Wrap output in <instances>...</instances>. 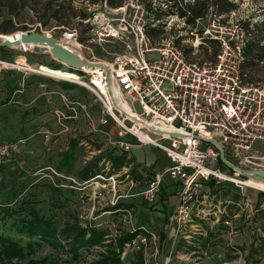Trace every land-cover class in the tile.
Returning <instances> with one entry per match:
<instances>
[{"label":"rangeland","instance_id":"obj_1","mask_svg":"<svg viewBox=\"0 0 264 264\" xmlns=\"http://www.w3.org/2000/svg\"><path fill=\"white\" fill-rule=\"evenodd\" d=\"M136 1L143 6L144 12L148 15L146 17L149 19L152 17L146 12V5H151L153 10L161 13L160 22L164 33L154 41L166 36L172 37L174 40L179 39L181 47L191 49L190 60L202 57L198 48L193 49V44L196 42V37L199 38L211 22L216 21L218 18L225 23L238 24L243 28L247 26L249 29V31L247 30L248 40L255 37L256 32L253 30L263 28L258 26L264 24V0H232L235 8L231 13L217 17L213 12H210L206 18L197 21L195 27L185 25L184 21L175 16V8L172 7V4L176 0ZM193 1L184 0V3H192ZM72 7L74 10H82L86 15L92 13V16L87 20L74 19L73 26L68 28L77 31L82 52L85 56L111 62L117 55L124 53L128 41H125V44L117 41H108L101 44L93 42L96 35L95 32H92L89 21L94 15L103 12L102 6H89L76 2ZM6 17L5 15L0 17V25ZM12 22L16 27L25 26L26 30H17L9 33L10 35L17 32H41L59 39L68 30L58 26L55 22H50L46 28L42 29L29 10H24L20 17L12 19ZM83 34L88 39L81 42L80 37ZM0 35L3 34L0 33ZM260 37H264V33ZM37 66H45L53 70L65 69L60 63L47 56H36L10 49L0 51V97L2 99L0 104L7 99L6 96L14 91L20 93L16 92V96L24 95L22 86L25 76L28 79L33 77L32 80L34 81H37L36 77L48 80V84L51 85L52 83L59 87L60 93L64 96L61 100H57L58 110L55 111L58 122L57 129L54 132L35 134L36 138L27 142L25 138L12 139L13 141L16 140L15 142H23L17 153L21 160L18 164L19 168L11 170V167L8 166L10 163L0 167V170H2L0 174V236L15 241L20 248L17 255L11 254L9 260H3V263L0 262V264H99L102 258L108 255L109 250L119 253L118 260L120 264H151L153 262L149 255L151 249L153 252H159L157 256L160 259L155 261L157 264L166 263L164 258H167L168 254H170V261L166 264H200L204 255L199 249L195 250V245H198L196 240H201L202 234L200 233L205 232L207 236L214 235L210 226V223L214 220L212 216H209V218L211 217L210 220L202 221L203 219L195 217L194 214L191 217L192 220L188 223L189 228L187 230L190 231L191 225H198L196 232H194L195 227L192 229V233H198L193 235L195 240L192 241L193 245L187 243L189 240L185 237L186 234L184 235V228L178 235V238L181 237L176 239L177 243L174 248L170 249L171 253H166L169 252V249L166 250L167 242L164 240L165 238H158V234L153 229L138 225V223H131L129 218L124 223L119 215L122 212L117 211L119 207L123 206L124 202L119 196L131 189L129 183L131 180L144 186L157 172H153L151 167L144 168L141 165H133V160L130 157L127 158V154L118 155L113 153L108 141L116 137L117 129L113 124H109L105 130H100L99 120L102 116V106L91 91L79 84L57 81L22 69V67L35 69ZM67 71L76 74L78 77L82 76L80 72L69 69ZM34 81L29 87L35 88ZM37 111L35 112L37 113ZM83 112H88L90 116L89 123H87V119L85 122L82 119L74 120L73 117L78 118ZM45 113L48 112H39L37 115ZM89 130L91 131L87 134ZM26 139H29V137ZM148 150L150 149L139 150L137 155L149 156L147 154ZM110 156L112 158L124 156L125 161L121 168L127 167L130 163L132 169L124 168L125 170L118 171L112 165L113 169L109 159ZM230 162L242 169L232 160ZM252 162L251 168L255 170L263 169L264 149L259 151L258 158ZM89 167L93 168L97 175L87 180L88 178L84 179L81 175L85 170L88 171ZM50 169L62 176L61 179L55 177ZM140 171L145 173L146 181L142 178L139 179L141 176ZM224 171L227 174L230 173L227 169ZM116 175H118L116 179L118 183L112 188V185L104 180L109 176ZM70 179L74 183L69 181ZM167 180L166 178L162 182V185L166 182L163 190H168V196H171L176 193V186L174 188V184ZM206 191L210 194L206 206L208 207L211 202L210 199H212V205L220 207L217 214L226 218L223 220V224L225 221L230 220L227 217L234 212L244 214L247 219H252L264 211V201L253 202L251 197L256 195L260 198L264 195L262 192L245 190L246 198L255 208V214L249 217L248 210L241 209L243 204L240 205V203L244 199L240 197L238 191L230 183L206 186ZM212 205L207 208L209 212L216 210ZM107 210L113 211L110 213L106 212ZM171 215L167 217L163 224V226H168L170 230L172 229L169 226ZM32 219L44 220L50 225V229L43 227L41 231L35 229L30 231L32 233H28L27 227L26 229L21 228L20 225L23 223L26 225L31 224ZM231 225V228L227 229L230 234H232L231 232L234 233L235 229L233 223ZM142 228L147 229V231H141ZM261 228L253 224L250 228V237L253 239L259 238L258 231L260 229L262 232ZM165 229L167 230V228ZM53 230L56 233L55 235H53ZM66 230L85 231L83 240L73 249V252L70 251L72 250L70 241H64L65 236L62 237L59 234ZM140 232L144 233L148 242L147 246L139 252H125L123 254L121 247L119 248V242L124 237H126V240H123V242L130 240ZM260 258H264V252L254 253L252 264H264V261Z\"/></svg>","mask_w":264,"mask_h":264},{"label":"built area","instance_id":"obj_2","mask_svg":"<svg viewBox=\"0 0 264 264\" xmlns=\"http://www.w3.org/2000/svg\"><path fill=\"white\" fill-rule=\"evenodd\" d=\"M102 10L89 21L96 35L93 42L128 43L124 53L111 62L92 56L86 58L109 67L111 90L115 100L117 97L127 109L124 111L128 117L114 109L110 102L102 68L77 71L82 75L79 85L98 98L102 106L100 126L113 124L116 127V137L108 141L114 153L128 154L134 146L153 147L163 152L169 161L168 166L147 181L138 197L153 204L164 179L176 186L177 206L169 219L174 240L194 214L200 218L209 212V206H206L210 196L206 191L208 183L215 186L230 183L244 199L240 203L243 204L241 209L248 210L249 217L254 215L255 208L246 198L245 190L264 193V189L237 174H227L219 165L218 151L201 141H216L229 161L242 169L255 170L250 167L252 161L264 149V80L257 83L244 80L242 70L248 31L238 24L221 22L220 18L212 21L200 37H196L193 49L204 47L205 39L212 40L218 45L215 58L189 61L172 37L156 41L148 37L147 26L154 23L147 18L138 1L128 0L117 9H109L103 4ZM59 40L82 52L75 29L65 31ZM63 67V70L68 69ZM22 69L30 71L25 67ZM84 115L90 120L88 112ZM147 127L182 137L154 135ZM126 137L132 138L134 144L127 142ZM22 143L0 142V167L12 162ZM50 172L61 179L62 176L51 169ZM117 177L109 176L104 181L114 188ZM69 181L74 183L72 179ZM231 224L230 220L224 222L228 228ZM144 230L147 231L141 229ZM147 244L144 233L140 232L122 243L121 252H139Z\"/></svg>","mask_w":264,"mask_h":264},{"label":"crops","instance_id":"obj_3","mask_svg":"<svg viewBox=\"0 0 264 264\" xmlns=\"http://www.w3.org/2000/svg\"><path fill=\"white\" fill-rule=\"evenodd\" d=\"M32 78L28 79V77L25 76L23 79L24 83L22 86V92H24V95L16 96V92L19 93V91H14L13 93L6 96L7 99L0 104V142H15L16 140L13 141L12 139L19 140V138H25L27 142L29 140L35 139V134H43V132L49 133V131L54 132L57 129L58 122L55 116V111L58 110L57 100H61V98H64V96L60 93L59 87L53 85L52 83L49 85L48 80L36 77L37 81H34ZM33 81L35 88H32V86L29 87ZM33 90H35V92H33ZM1 100L2 99L0 97V101ZM36 110H38L37 113L35 112ZM39 112L48 113L37 115ZM83 115L84 112L78 116V118H73L75 121L82 119V121L85 122L86 118L85 115ZM89 122L90 120H87V123ZM102 129L105 130L106 127H101L100 130ZM90 131L91 130H89L87 134H89ZM28 137L29 139H26ZM125 140L131 144H134L133 139L130 137H126ZM144 149H150L147 153L149 156H138V151ZM126 157H130L133 160V165H141L144 168L151 167L152 171L155 173L169 165V161L167 160L164 153L153 147L134 146L130 153L126 155ZM20 161V157L17 155L8 166L11 167V170H14L15 168L18 169V164ZM130 165L131 164L129 163L127 167L125 166L123 169L120 168L118 171L125 170L124 168H129L131 170L132 168ZM262 168L264 169V167ZM85 171L81 176L84 179L88 178L87 180H90V169L88 170L87 176ZM1 173L2 170L0 174ZM139 173L141 174L139 179L142 178V180L146 181L147 178L145 173L143 171H140ZM129 183L131 189L127 191V193L121 195L127 196V198L123 199V206L117 209L119 213L122 212V214L119 215L122 217L124 223L129 218L131 223H138V225L147 226V228L153 229L158 234V238L164 237V240L167 242L166 250L169 249V252L166 253H171L170 249L174 248L177 240H174V230H170L168 226H163V224L167 217L171 215L176 209L177 197L175 196V193L171 196H168L169 191L163 190L164 186L166 185V182H164L154 203L147 204L146 202H142L140 197L137 196V194L145 188V185L141 186L138 182H134L133 180H131ZM211 185L215 186L213 183L207 184V186ZM251 197L253 202L264 201V195L260 198H258L256 195H252ZM210 201L211 202L208 204V206L212 205V199H210ZM215 202L217 203V200ZM212 206L213 208L215 207L216 210L208 212L204 217H200V219H203L202 221L208 219L210 220L211 217L209 218V216H212L214 219L210 223L212 229L211 231L214 235L207 236L205 232L200 233L202 234L201 240H196L198 245H195V250L199 249L204 255V258H201L200 264H252L254 253L259 254L264 252V211L260 212L257 217L255 216L252 219H247L244 214L236 212L228 215L227 218L230 219L235 228L234 233L231 232L232 234H230L227 230L228 227L224 226L222 223L226 218L217 214L219 213L217 210H220V207L218 205ZM112 211L113 210H107L106 212L112 213ZM243 218H245V220H243ZM253 224H255V226L258 225L260 228L262 227V232L260 229L258 231V237L260 239H253L250 237V228ZM186 227L187 228H185L184 235L186 234L185 237H187L189 240L187 243L193 245L192 241H195L193 235L198 233H192V229L195 227L194 232H196L195 230L198 225L190 226L191 233L190 231H187L189 225ZM165 228H167V230ZM193 252L198 253L195 251ZM158 254V251L153 252L152 249L150 250L149 255L153 260L151 264H157L155 262L156 259H160V257L157 256ZM260 259L264 261V258ZM164 260L166 263L170 261V254H168V257L164 258Z\"/></svg>","mask_w":264,"mask_h":264},{"label":"trees","instance_id":"obj_4","mask_svg":"<svg viewBox=\"0 0 264 264\" xmlns=\"http://www.w3.org/2000/svg\"><path fill=\"white\" fill-rule=\"evenodd\" d=\"M126 1L127 0H0V17H3L4 15L7 16L0 25V33L4 35L13 33L17 30L25 31V26L16 27L12 22V19L19 18L24 10H29L33 14L42 29L46 28L50 22H55L58 26L68 29L73 26L74 19L87 20L92 16V13L86 15L82 10H74L72 5L76 2L87 4L89 6H102L105 4L109 9H117L123 6ZM172 7L175 8V16L182 19L185 25L195 27L196 22L206 18L210 12H213L217 17L231 13L235 8V4H233L232 0H194L192 3H184V0H176L172 4ZM145 10L152 17L150 20L154 23V25L149 24L147 26L146 32L148 37L154 40L164 33L162 30L163 26L160 22L162 16L161 13H159L160 11L153 10L151 5H146ZM258 27L263 28L253 30L256 32L255 37L248 40L244 51L246 61L242 72L244 80L247 83H257L264 80V37H260L264 33V30H262L264 29V24ZM245 30L249 31L247 26L245 27ZM87 39L88 37H86L85 34L80 37L81 42ZM204 43L206 44L204 47H198L201 51V56L206 59H214L218 51L217 43L209 39H205ZM175 44L178 47H181L179 39L175 40ZM181 48L185 57L191 61L189 58L191 49L187 47ZM0 51H5V49L2 48ZM109 159L111 160V167L113 165L116 169L121 168L125 161L124 156L113 158L110 156ZM219 165L223 170L226 169L220 160ZM89 169L91 175L90 178L95 177V175H97L96 171L91 167H89ZM87 173L88 171H86V176ZM30 223L31 224L29 225L23 223L20 226H22V229H26L27 227L28 233H32L30 231L35 229L41 231L43 227L50 229V225L42 219H32ZM53 233V235L56 234L54 230ZM59 234L62 237L65 236L64 241H70V246L72 247V250L70 251L73 252V249L83 240L85 231L81 230L77 232L66 230ZM125 238L126 237L119 242V248L121 247L123 240H126ZM18 245L19 244L15 241L0 236V262L3 263V260H9L12 255H17L20 250ZM118 254L119 253L114 250H109L108 255L102 258L99 264H120Z\"/></svg>","mask_w":264,"mask_h":264},{"label":"water","instance_id":"obj_5","mask_svg":"<svg viewBox=\"0 0 264 264\" xmlns=\"http://www.w3.org/2000/svg\"><path fill=\"white\" fill-rule=\"evenodd\" d=\"M23 47V52L36 55L47 56L57 61L61 65L67 67L72 71H81L83 69L102 68L106 78L107 94L114 109L120 112L123 116H127L123 108L117 103L110 84V71L109 67L101 62L89 61L83 52L71 48L61 42L59 39L53 38L51 35H46L41 32H20L19 37L15 40H0V49H10L19 52V48ZM26 48V49H24ZM21 52V51H20ZM135 121V120H134ZM147 131L154 135H166L172 138H181L182 136L174 133H165L159 130H154L147 127ZM203 142L211 144L219 153V160L222 165L230 172L237 174L239 177L250 180L255 183L264 185V170H244L232 164L225 156L224 151L219 144L214 141Z\"/></svg>","mask_w":264,"mask_h":264},{"label":"bare ground","instance_id":"obj_6","mask_svg":"<svg viewBox=\"0 0 264 264\" xmlns=\"http://www.w3.org/2000/svg\"><path fill=\"white\" fill-rule=\"evenodd\" d=\"M18 37H19V32L11 34V35L10 34L0 35V40H4V39L15 40ZM19 50L23 52V47H20ZM29 70L32 71L33 73H37V74L47 76L55 80L64 81V82L79 84L81 81L80 78L76 74L70 73L67 70H53L52 68L45 67V66H37L35 69L30 68ZM103 91L105 90L103 89ZM116 101L122 107V103L119 102L117 97H116ZM122 108L123 110H127L125 107H122ZM255 185H257L258 188L264 189V185L262 184H255Z\"/></svg>","mask_w":264,"mask_h":264}]
</instances>
